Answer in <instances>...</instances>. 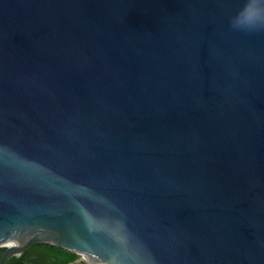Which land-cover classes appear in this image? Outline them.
Here are the masks:
<instances>
[{
	"label": "water",
	"instance_id": "obj_1",
	"mask_svg": "<svg viewBox=\"0 0 264 264\" xmlns=\"http://www.w3.org/2000/svg\"><path fill=\"white\" fill-rule=\"evenodd\" d=\"M244 2L0 0V264L37 242L64 264H264Z\"/></svg>",
	"mask_w": 264,
	"mask_h": 264
},
{
	"label": "trees",
	"instance_id": "obj_2",
	"mask_svg": "<svg viewBox=\"0 0 264 264\" xmlns=\"http://www.w3.org/2000/svg\"><path fill=\"white\" fill-rule=\"evenodd\" d=\"M4 248L0 247V255ZM77 255L61 247L48 243H31L18 255L7 257L2 264H64ZM71 264H85L77 262Z\"/></svg>",
	"mask_w": 264,
	"mask_h": 264
},
{
	"label": "clouds",
	"instance_id": "obj_3",
	"mask_svg": "<svg viewBox=\"0 0 264 264\" xmlns=\"http://www.w3.org/2000/svg\"><path fill=\"white\" fill-rule=\"evenodd\" d=\"M231 22L233 27L242 30L264 29V0H245Z\"/></svg>",
	"mask_w": 264,
	"mask_h": 264
}]
</instances>
